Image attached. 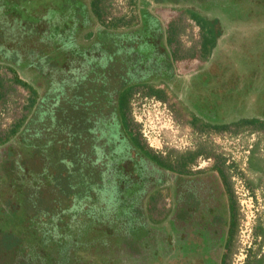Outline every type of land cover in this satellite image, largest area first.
Instances as JSON below:
<instances>
[{
	"label": "rangeland",
	"instance_id": "obj_1",
	"mask_svg": "<svg viewBox=\"0 0 264 264\" xmlns=\"http://www.w3.org/2000/svg\"><path fill=\"white\" fill-rule=\"evenodd\" d=\"M43 1L46 0H40L41 3ZM68 1H56L57 6L68 7V3L73 0ZM238 1L101 0L106 11L105 21H112L121 15L129 16L134 12V17L130 21L133 25L126 29L118 28L117 32L125 31L123 35L126 31L137 33L144 24V18L150 19L149 30L152 35L149 39L156 36L158 41L153 52L152 50L145 52L139 48L142 44L138 35H131L126 42L122 39L129 50H120L121 45L116 43L114 47L118 49L119 57L114 56L116 60L111 66L107 58L104 59L106 62L103 61V64L105 62V67L109 68L106 71L114 74L116 85L122 81L118 75L123 77L125 71L134 68L144 73L139 82L156 83L159 87L168 85L165 101L146 95L143 86L135 89L129 111L132 132L138 133L155 155L172 163L179 161L186 153L202 151L195 161L188 164V169L200 171L202 176L213 183V194L216 196L214 198L220 203L223 212L228 213V195L221 177L214 168L216 161L221 160L237 208V227L226 255V264H257V259H263L264 264V172L252 170L248 162L250 153L255 150L264 166V131L251 128L236 131L232 126L230 131L226 132H203L189 122L190 111L199 113L193 105L198 98L196 93H201L202 90H205L208 100L213 98L212 94L215 91H218L223 98L221 101L227 104L223 106L222 111L213 107L215 111L211 113L213 117L228 114V111L236 112L235 110L233 112L232 105H229L231 103L239 105L242 112L238 111V115L252 116L259 111L255 99L258 90L264 84V0H251V3L249 0L243 5ZM185 8H194L209 18L218 19L217 28L221 34L207 58L203 59L200 56V28L187 15ZM57 10L58 18L53 17V21H61L60 10L58 8ZM12 12L13 10L9 11L10 14ZM5 13L8 15L7 11ZM30 20L36 21L37 18ZM38 27V30H24L27 34H23L20 29L13 31L9 29L5 33V38L9 39L10 43L14 46L20 43L23 51L27 53H25L26 57L24 55L20 59L24 61L21 66H12L9 64L12 61L0 57V75L5 80L6 88L4 96L0 99V134L4 135L15 122L22 117L25 118L19 133L8 143L0 144V227L2 229L0 230L14 231L21 237L20 246L15 248L14 253L5 252L4 259L0 257V260L4 264L8 261L9 264H168L167 259L166 263L164 262V237L166 236L165 238L171 243V240H175L176 233V241H179L181 229L175 222L177 217H180L181 210L178 204L173 211L167 212V209L173 208V202L172 197L162 188L165 184L157 183V186L161 187V195L156 196V199L149 203L151 208L143 207V211L141 210L143 216L150 213L156 218L147 215V232L126 234L120 224L124 214L119 212L112 200L107 203L106 189L101 187L102 191L98 188H96L98 191H93L83 181L84 177L81 174L70 176L69 185L73 194H69L66 188L49 185V180L43 175V187L35 183L33 185L20 183L21 178L16 177L18 166L24 164L33 171H39L42 167H46L45 165L49 171L55 170L54 155L51 154L54 145L49 148L42 145L47 138L52 137L53 129H57L56 125L61 123L59 120L64 119L63 114L66 111L63 110L69 104L67 98L68 95L71 97L73 89L71 86L67 95L66 79L72 82V85L74 83L76 85L77 78L88 71L92 64L86 56V51L85 53L77 51L78 54L74 57H69L70 55L67 54L70 61L68 68L73 67L71 70L73 72L51 71L50 82L45 67L52 65L57 56L64 53L53 50L51 46L53 39L50 36L53 34L47 33V27L54 29L55 26L47 23ZM169 27L176 29V43L172 46H169L165 38ZM98 29H103V26H100L94 17V20H88L87 26L81 31L73 33L72 39L83 47L88 46V43L97 39ZM91 32L93 35L89 37ZM176 45L179 47V55L172 61L173 78L165 79L159 73L161 66H166L165 60L161 59L159 54L166 57L170 48H176ZM40 47H44L54 60H46L44 57L38 59V56H33L32 49L42 54ZM107 50L101 48L99 54ZM141 53H147V58L142 59L136 67L124 63L127 61L130 63V58H135ZM32 59L34 64L31 63ZM28 61L30 62L27 63ZM15 73L19 79L35 85L40 92V98L47 93L49 101L40 108L37 106L34 111L32 108L28 110L26 108L28 90L12 80ZM197 75L199 77L195 78ZM107 82L106 86H108ZM243 87L252 88L253 92L245 93L244 89L239 91V88ZM61 90L64 93H60ZM40 109L43 111L40 112ZM50 110L55 116L53 119L47 116ZM205 113V116H210L208 114L210 112ZM229 117L233 116L230 114ZM62 133L58 130L55 134L60 136ZM29 141L32 145H40V153H36L34 148H24ZM20 152L25 153L22 155ZM155 167L160 169L158 166ZM179 178L182 177L176 176L174 180H169L171 190L173 183H181ZM196 180H193L195 191L203 197L202 186L207 180L197 182ZM8 181L18 183L22 193L29 195L26 196L28 198L31 196L30 201L27 199L31 209L29 212L27 205L22 202L21 208L17 206L16 211L5 209L8 204L6 199L15 198L12 192H8ZM180 185L182 187L183 184ZM30 186H33L31 187L33 190ZM184 189H186V181ZM87 194L89 198H86ZM196 200L199 198L195 194L189 204L192 209L200 204ZM175 204L177 203H174V206ZM163 212L167 213L163 216ZM167 222L169 224H166Z\"/></svg>",
	"mask_w": 264,
	"mask_h": 264
},
{
	"label": "flooded vegetation",
	"instance_id": "obj_2",
	"mask_svg": "<svg viewBox=\"0 0 264 264\" xmlns=\"http://www.w3.org/2000/svg\"><path fill=\"white\" fill-rule=\"evenodd\" d=\"M57 1L66 2L67 0ZM91 1L92 0L89 2L85 0H73L71 1L72 3H68V7L63 5V7L60 8L55 1L56 3H53L50 9L44 11V16L42 18H40L41 14H39L38 17L30 15L25 16L27 23H22L20 18L19 20L21 22H18L16 18H14V15H16L14 11L10 14L9 10L7 11L8 15L4 16L7 25L0 29V57L2 59L5 58L7 61H12L9 63L10 65L21 66L24 61L20 59L24 55L26 57L27 53L23 51L20 43L14 46L8 41L9 39L5 38L6 31H9V29L12 31L20 29L23 31V34H27L24 30H38V26L42 27V24L47 23L51 24V26H55L54 29L51 28L52 34L55 31L58 32L52 35L51 29L47 27V33L50 32L49 34L52 35L50 37L53 39V45H51L53 46V50L62 51L61 53H64V55H58L57 59L54 60L52 55L47 52L44 47L39 48L42 54L36 53L33 49L32 51L33 56H38V59L44 57L46 60H54L52 64L54 67L52 65L45 67V69L48 70L47 77H49L50 82L51 71L73 72L71 71L73 67L68 68L70 61L67 54L70 55L69 57H74L75 54H78L76 53L77 51L81 53H85L86 51V56L92 61L88 71L82 74L80 78H77L78 82L76 85L75 83L72 85V82L70 83L69 80L66 79L65 83H67L66 86H68L67 95L69 94L71 86L73 89L71 91V97L68 95L67 98L69 104L63 110L66 111V113L63 114L64 119L59 120L61 123L56 125L57 129H53L52 137L50 139L47 138L45 144L42 145L47 148L54 145L51 154L54 155L53 157L56 164H54L55 170L49 171L47 165H45L46 167H42L39 171H33L31 167L24 164V166H18L16 177H22V173L24 172L27 177L34 178L33 183L38 184L40 187H43V179L46 177L49 180V185L51 184L58 188H66L69 194H73L72 188L69 185L70 176L81 174L84 177L83 181H85L87 186L93 191L96 192L98 191L96 188L101 189V187L102 189H106L105 191L108 195L107 203L112 200L114 205H117L119 212L124 214L120 219V224L121 227L125 229L124 232L126 231V234H129V232H147V215L150 217L152 216L150 213L143 216V207H145V209L146 207L147 209H149L148 207L151 208L149 203L154 201L156 196L161 195V187L157 186V183L161 182L165 184L162 188L166 190V194L172 197L173 208L167 209V212L169 210L173 211L178 204L181 210L180 217L178 216L175 222V224L177 223L180 225L181 229L179 241H176V233L175 240H171V243L169 239L165 238L166 236L164 237V262L166 263L168 260V264H223V262L225 264L226 259H224L223 256L228 252L225 247V241L228 239V230L232 219L231 213H229V201L228 213L223 212L220 203L215 200L216 196L213 194V183L202 176L200 171H192V169H188V167L182 171H175L167 165H161L153 160L155 153L153 151L150 152L148 146L147 148L134 144L133 141H135L136 133L126 127L118 109V103L122 100V98L119 97V91L123 88L124 82L122 83V81L126 80H124L123 77L128 78L132 75L130 74L131 72L125 71L123 77L118 75L120 79L122 78V81L116 85V78L114 74L112 75L109 71H106V69L109 70V68L105 67L106 61L104 60L107 58L111 66V63L115 61L116 58L108 53L109 51H105V53L102 51V54H99L101 48L109 47V44L103 47L99 45L97 47L98 50H91V52H89L87 48H90L95 40L84 47L73 41V33H78L86 27L88 20H94L95 15L91 11ZM57 8L60 10V15L62 16L61 21H53V17L56 18V14H58ZM184 10L188 16L190 14L189 10L194 13H196L195 11H199L194 8H185ZM201 14L203 13L201 12ZM34 17L37 18L36 21L30 20V18L34 19ZM144 22L150 24L151 20L144 18ZM44 33L45 31L43 34ZM92 35L93 32L88 36L91 37ZM60 36H63V38ZM123 36L124 38H122ZM115 37L126 40L130 38L131 35H123V32H118ZM99 55L102 57H99ZM92 57H96L97 60L95 61ZM103 61H105L104 64ZM13 62L18 64H14ZM29 62L30 61L27 63ZM33 62L34 60L31 63L34 64ZM142 74L138 75L140 79L143 77ZM106 81H108V86H106ZM142 82L150 83L147 81ZM30 85L36 89V99L32 107V111H34V108L37 106L39 108L42 107V105L49 100L47 99V93L40 98L38 88L33 84ZM60 93H64V91L61 90ZM70 101L72 102L71 104ZM41 111L43 110L40 109V112ZM47 116L50 119L55 117L52 110L47 113ZM58 130L63 132L60 136H56L55 134ZM18 133L19 131L17 134ZM30 143L31 141H29V144H25L24 148H34L36 153H40V145L36 146ZM20 153L23 155L25 152ZM32 161L35 162V160ZM63 166H66V168ZM155 166H158L160 169ZM73 172L78 173L74 174ZM42 175L44 176L43 178ZM176 176L182 177L179 178L181 179V183H173L171 190L169 188V180H174ZM193 180H196V182L207 180V182L203 183L204 186H202L204 188L203 197L195 191ZM21 181L23 184L28 183L23 180V178H21ZM185 181L186 189L183 190ZM9 182L14 183V181L7 182L8 192H12L13 185H9ZM180 184H183L182 187ZM36 188H38L37 185ZM205 188H207L206 191ZM69 194L68 196H70ZM195 194L199 198L196 202H200V204L195 205V209H192L189 204L192 197H195ZM88 195L89 194L86 195V198H89ZM174 203L177 204L174 206ZM141 204H143V206H141ZM167 212H163V216ZM152 218L156 219L154 217ZM111 219L114 221L113 218ZM166 224H169V222Z\"/></svg>",
	"mask_w": 264,
	"mask_h": 264
},
{
	"label": "trees",
	"instance_id": "obj_3",
	"mask_svg": "<svg viewBox=\"0 0 264 264\" xmlns=\"http://www.w3.org/2000/svg\"><path fill=\"white\" fill-rule=\"evenodd\" d=\"M57 0H46L45 2L43 1V3L40 2V0H0V29L3 28L5 25H7V21H5L4 16L7 15L5 12L9 11V10H13L15 12L16 15H14V18H16V20L19 22L20 20H22V23H27L26 17L27 15L30 16H37L39 14L40 18H42L44 16V11L47 9L51 8V5ZM226 1V0H225ZM249 0H239L238 2L241 3L242 5ZM249 3H251V0L249 1ZM91 11L92 13L95 15L96 19L99 21L100 25L103 26V29H98L97 31V39H95V41L92 43L90 48H87L89 50V52L92 51H96L98 50V46H105L106 44H109V47H106L109 51L108 53H110L111 55L114 56H118L117 50L115 49V45L116 43H118L119 45H121L120 50L124 51V50H129L126 44H124V42L120 39V38H116L115 36L117 35V29L121 28V29H126L129 28L133 25V23H130L131 19L134 17V12L131 15H121L119 17H116L114 19H112V21H105L104 19V15L106 13V11H104L105 7L102 6L101 4V0H92L91 1ZM41 11V13H40ZM191 12L189 10V16L192 20H194V22L199 26L200 28V47H199V51H200V56L204 59L207 58L210 53L212 52L213 48L216 45L218 36L221 34V31L218 30V26H217V18H208L206 17L204 14H201V12L199 11H195ZM64 13V12H63ZM62 13V14H63ZM194 13V14H192ZM3 16V17H2ZM20 18V20H19ZM7 19V17H6ZM43 21V20H41ZM21 22V21H20ZM45 22V21H43ZM106 22V23H105ZM143 26L138 30L137 33H134L132 31H126L127 35H133L137 34L138 35V39L139 41H141L140 43L142 44L140 48L141 51H145V52H152L154 51V49L157 46V39L156 36H153L152 39H149L151 34V31L149 30V24L146 22H143ZM20 24V23H19ZM41 24V23H40ZM123 33H125V31H121ZM51 33H52V29H51ZM58 32H53V34H56ZM175 35H176V29L174 27H169L165 38L166 41L168 42L169 46H172L173 43L175 42ZM110 36V37H109ZM61 38H63V36H60ZM131 38V37H130ZM128 38V39H130ZM126 39L125 42L128 40ZM134 39V38H132ZM97 40V41H96ZM57 41V40H56ZM134 42V40H133ZM179 47L178 45H176V48H170V52H168L164 57L163 54H159L160 57H162L161 59L165 60V65L166 66H161V70L159 71V73H161L160 75L162 77L166 78H173V68H172V61L177 58V56L179 55L178 53ZM116 52V53H115ZM127 53V52H126ZM147 53H141V55L135 57V58H130V63L124 62L125 64L128 63V65H132V67H136L137 64L141 63L142 59L147 58L146 57ZM119 57V56H118ZM95 61L97 60L96 57H92ZM167 62V63H166ZM129 72H134L132 75H130L128 78L123 77V79L125 81H122L123 83V88L119 91V97L122 98L121 102L119 101L118 103V109L121 113V117L123 119L124 124L126 125V127L129 128V130H132V123L131 120L129 119V111H130V101L131 98L133 96V93L136 91L135 88L138 86H143L145 89V94L146 95H150V96H154L159 100H166V92L168 90V85H165L164 87H159L157 86L156 83H143V82H139L140 77H138V75L142 74V72L140 71V69L138 68H134L133 70H128ZM128 72V73H129ZM130 73V74H131ZM16 74V73H15ZM136 74V75H135ZM134 75V76H133ZM257 75V74H255ZM254 75V76H255ZM264 75V72H263ZM199 75L195 76V78H198ZM15 83H18L20 85H22L23 87L27 88L28 90V97H27V102H26V108L29 110L30 108H32L34 106L35 103V99H36V89L31 86L30 84H28L27 82L19 79V77L17 76V74L13 77L12 79ZM5 80L4 78L0 75V99L4 96V90H5ZM242 89L246 90L245 93L249 92L252 93V88H239V91H242ZM236 92V89H234ZM205 90H202L201 93H196L197 101L194 103V107L196 108V110L199 113H196L195 111H190L189 115H190V119L189 122L191 125H193L194 127H196L197 129L201 130V131H214V132H226V131H230V129L232 128V126H234L236 128V131L238 130H244L247 128H251V129H260L264 131V84L261 86V89L258 90V94L257 97L255 99V104H257L258 106V110L256 114L252 115V116H243V115H238V111L242 112L241 109H239V105L237 104H229L232 105L233 108V112L234 110L236 112L234 113H229L228 109V114L225 115H220V116H216L213 117V115L211 116V113L213 114L214 109L213 107H216L218 111H222L223 106L227 105L225 102L223 103V101H221L222 96L220 95V93L218 91H215L212 96L213 98L208 100L207 96L205 95ZM230 92V91H229ZM205 112H210L208 113L210 116H205L206 113ZM226 112V111H225ZM232 115L233 117H229V115ZM124 115V118H123ZM24 117L20 118L17 122H15L10 130L7 133L0 134V144H4L7 141H9L12 137H14L17 132L19 131V129L21 128L22 124H23V119ZM134 144L137 146V144L139 146H145L147 147L146 143L141 139L140 135L138 133H136L135 135V141H133ZM141 144V145H140ZM148 148V147H147ZM150 150V152L152 151L150 148H148ZM202 151H196L193 153H186L184 156H181L179 161L177 160L176 163H172L170 160H165L162 157H159L157 155H155L153 157V160H155L157 163H160L161 165H167L169 168H172L175 171H182L184 169H186L188 167V164L192 163L193 161H195L196 157L201 155ZM154 155V153H153ZM157 156V157H156ZM218 159V158H217ZM249 167L254 170V171H258V172H264V166L262 163V160L260 157H258L255 153V150H252V152L249 155ZM214 168L216 169V171L218 172L219 176L221 177V181L225 187V189L227 190L228 193V201H229V213H231V222H230V226H229V235H228V239L225 241V247L227 249V251H229L230 249V243L232 242L233 236H234V232L235 229L237 227V208H236V202L235 199L233 197V194L231 192L230 189V185L228 183V176L226 175V173L224 172L223 166L221 164V160L218 159V161H216V163L214 164ZM23 172V171H22ZM25 176V177H23ZM19 178H23V180L27 181L29 185H33V180L34 178L32 177H27L25 175V173H22V177ZM19 182V181H17ZM14 183H8L9 185H13L12 186V196H15L14 199L10 200V199H6L8 201V204H6L7 206L5 207V209L7 210H17V206L21 208V202L27 205V211L29 212L30 207L27 204V199H29V201L31 200V196L28 198L26 196V194L22 193L21 190V186ZM20 183H22L21 179H20ZM27 187V186H26ZM33 186H30V188ZM23 188H25L23 186ZM32 189V188H31ZM33 190V189H32ZM12 201V202H9ZM28 201V202H29ZM19 202V203H18ZM44 212V211H43ZM31 214V213H29ZM1 229V227H0ZM2 230V229H1ZM0 230V242L3 243V245L0 246V257L2 259H4V254L5 252H9V253H14L15 248L19 247L20 245V240L21 237L15 233L14 231H9V230H3L1 232ZM108 240V239H107ZM226 255L227 253L224 254V259H226ZM223 260V258H222ZM26 261H28L26 259ZM9 262V261H8ZM8 262H6L5 264H9ZM0 264H4L1 260H0ZM13 264V263H12ZM19 264V263H18ZM224 264V262H223ZM226 264V263H225ZM257 264H263V259H257Z\"/></svg>",
	"mask_w": 264,
	"mask_h": 264
}]
</instances>
